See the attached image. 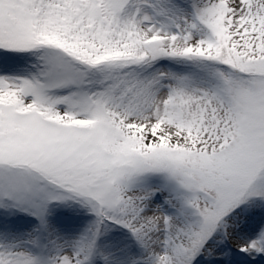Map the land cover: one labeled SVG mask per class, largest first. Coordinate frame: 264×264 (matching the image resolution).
Segmentation results:
<instances>
[{
  "label": "snow or ice",
  "instance_id": "snow-or-ice-1",
  "mask_svg": "<svg viewBox=\"0 0 264 264\" xmlns=\"http://www.w3.org/2000/svg\"><path fill=\"white\" fill-rule=\"evenodd\" d=\"M0 264H264V0H0Z\"/></svg>",
  "mask_w": 264,
  "mask_h": 264
}]
</instances>
